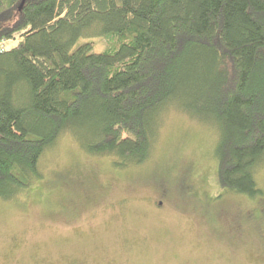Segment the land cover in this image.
Wrapping results in <instances>:
<instances>
[{
	"label": "trees",
	"instance_id": "trees-1",
	"mask_svg": "<svg viewBox=\"0 0 264 264\" xmlns=\"http://www.w3.org/2000/svg\"><path fill=\"white\" fill-rule=\"evenodd\" d=\"M21 2L0 0V40L17 38L0 54V201L42 179L38 160L65 133L115 169L141 166L169 102L217 127L221 191L263 194L264 0ZM92 35L105 51L74 49Z\"/></svg>",
	"mask_w": 264,
	"mask_h": 264
},
{
	"label": "rangeland",
	"instance_id": "rangeland-1",
	"mask_svg": "<svg viewBox=\"0 0 264 264\" xmlns=\"http://www.w3.org/2000/svg\"><path fill=\"white\" fill-rule=\"evenodd\" d=\"M84 43L107 48L92 35L74 49ZM178 108L154 111L150 156L137 167L115 169L60 135L38 160L42 179L0 201V264H264V166L260 197L221 191L217 127Z\"/></svg>",
	"mask_w": 264,
	"mask_h": 264
},
{
	"label": "built area",
	"instance_id": "built-area-1",
	"mask_svg": "<svg viewBox=\"0 0 264 264\" xmlns=\"http://www.w3.org/2000/svg\"><path fill=\"white\" fill-rule=\"evenodd\" d=\"M14 40L13 39H1L0 40V54H3L4 52H6L8 49H7V45L8 43L10 42H13Z\"/></svg>",
	"mask_w": 264,
	"mask_h": 264
},
{
	"label": "water",
	"instance_id": "water-1",
	"mask_svg": "<svg viewBox=\"0 0 264 264\" xmlns=\"http://www.w3.org/2000/svg\"><path fill=\"white\" fill-rule=\"evenodd\" d=\"M23 1H24V0H22L21 5L23 4ZM21 5H20L19 9L21 8Z\"/></svg>",
	"mask_w": 264,
	"mask_h": 264
}]
</instances>
